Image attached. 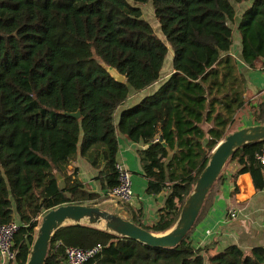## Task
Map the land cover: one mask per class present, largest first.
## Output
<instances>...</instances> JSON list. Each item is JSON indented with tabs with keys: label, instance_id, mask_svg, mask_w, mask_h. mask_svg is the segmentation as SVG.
<instances>
[{
	"label": "trees",
	"instance_id": "1",
	"mask_svg": "<svg viewBox=\"0 0 264 264\" xmlns=\"http://www.w3.org/2000/svg\"><path fill=\"white\" fill-rule=\"evenodd\" d=\"M149 3L163 38L144 18ZM245 3L237 30L242 60L253 67L264 59V0H0V223L20 225L16 264H27L45 214L63 205H102L118 183L119 134L147 146L139 152L147 195L167 193L151 225L128 204L119 214L153 234L175 226L211 154L239 130L247 83L229 54L236 8ZM169 50L172 74L161 81ZM155 86L126 107L134 93ZM257 109L254 122L263 125L264 107ZM204 123L211 128L205 131ZM263 149L256 143L236 151L228 162L237 166L231 180L249 173L255 190L264 191ZM78 156L100 170L102 194L87 192L77 173L68 174ZM225 172L179 247L153 249L69 225L53 237L46 264H64L67 247L96 246L103 251L88 264H264V246L214 252L191 241Z\"/></svg>",
	"mask_w": 264,
	"mask_h": 264
},
{
	"label": "crops",
	"instance_id": "2",
	"mask_svg": "<svg viewBox=\"0 0 264 264\" xmlns=\"http://www.w3.org/2000/svg\"><path fill=\"white\" fill-rule=\"evenodd\" d=\"M248 6L249 4L245 3L236 8L237 19L233 27V47L229 54L238 62L247 83L244 96L246 104L237 122L239 129L259 125L254 122V110L264 107V59L256 61L253 67L243 62L242 40L237 30L242 14ZM171 74L172 72L163 74L161 81L167 79ZM157 86L140 93H134L128 99L126 107L150 96ZM120 111L117 113V118ZM202 128L207 131L211 125L204 123ZM118 141L117 164L123 165L130 171L135 195L133 203L128 205L137 210L142 209L144 223L151 225L157 221L158 212L164 206L167 193L163 192L158 196H149L146 193L147 179L142 172L139 152L144 151L147 146L142 143H133L120 134ZM236 170L235 164L228 166L225 172V184L215 197L205 219L196 226L191 237L196 248L208 247L211 251L220 252L229 246L236 245L243 251L249 252L253 247L264 246V191L257 192L255 190L252 176L249 173L240 175L235 181L231 180V176ZM74 173H77V178L83 183L87 192L102 193L103 183L100 170L92 168L81 156H78L68 168L69 175ZM235 188L238 190L237 193H234ZM233 208H236L238 212L235 217L229 216V212ZM116 212L124 214V208H120Z\"/></svg>",
	"mask_w": 264,
	"mask_h": 264
},
{
	"label": "water",
	"instance_id": "3",
	"mask_svg": "<svg viewBox=\"0 0 264 264\" xmlns=\"http://www.w3.org/2000/svg\"><path fill=\"white\" fill-rule=\"evenodd\" d=\"M101 67L115 81L126 82V77L120 75L116 69L106 66L105 63H101ZM71 116L79 118L80 113ZM159 141L163 142V138ZM256 143H264V124L239 129L219 143L185 202L177 223L168 232L150 233L118 212L111 213L99 206L63 205L41 218L27 264H46L53 237L60 229L69 225L97 228L153 249L172 250L179 247L195 227L212 188L232 156L239 149Z\"/></svg>",
	"mask_w": 264,
	"mask_h": 264
},
{
	"label": "built area",
	"instance_id": "4",
	"mask_svg": "<svg viewBox=\"0 0 264 264\" xmlns=\"http://www.w3.org/2000/svg\"><path fill=\"white\" fill-rule=\"evenodd\" d=\"M258 160L264 167V149L258 156ZM117 186L110 191V197L120 203L132 204L135 198L133 192L131 173L123 165L117 164ZM237 209L233 208L229 212V216L235 217ZM20 230L17 221L10 224L0 223V264H16L17 251L15 247V238ZM60 244V243H59ZM58 244V245H59ZM103 251L101 246L90 249H82L79 247H67L66 260L64 264H88L91 260L97 258Z\"/></svg>",
	"mask_w": 264,
	"mask_h": 264
},
{
	"label": "rangeland",
	"instance_id": "5",
	"mask_svg": "<svg viewBox=\"0 0 264 264\" xmlns=\"http://www.w3.org/2000/svg\"><path fill=\"white\" fill-rule=\"evenodd\" d=\"M142 10H143V15H144L145 20H147L152 25L155 33L160 38H163V35L161 32V27H160V24L158 23V21L156 20V18L154 16V13L152 10V5L149 3L146 6H143ZM172 63H173V52H172V50H169V54L166 58L165 66H164L163 71H162V73L164 75L166 73L172 71V65H173ZM234 130H235V128H234ZM228 166H229V164L226 165L223 172L226 171ZM100 207L104 210L106 209V211H108V212L115 213L116 211H119L120 208H125V205H124V203L114 201L109 195L104 200V202L102 203V205ZM39 222L41 223V218L39 219ZM38 230H39V228L36 230V235H37ZM36 235H35V237H36ZM204 248H208V247H204Z\"/></svg>",
	"mask_w": 264,
	"mask_h": 264
}]
</instances>
